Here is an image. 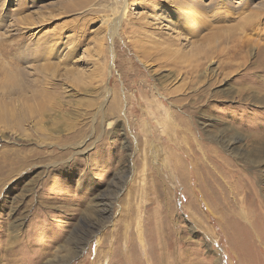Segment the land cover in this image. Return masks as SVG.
Instances as JSON below:
<instances>
[{"label": "rangeland", "instance_id": "1", "mask_svg": "<svg viewBox=\"0 0 264 264\" xmlns=\"http://www.w3.org/2000/svg\"><path fill=\"white\" fill-rule=\"evenodd\" d=\"M0 111V264H264V0H0Z\"/></svg>", "mask_w": 264, "mask_h": 264}, {"label": "bare ground", "instance_id": "2", "mask_svg": "<svg viewBox=\"0 0 264 264\" xmlns=\"http://www.w3.org/2000/svg\"><path fill=\"white\" fill-rule=\"evenodd\" d=\"M15 90V89H14ZM12 92V91H11ZM36 93L37 94H34V92H33V94H31V98L32 99H34V98H36L37 96H39V95H41L40 93H38L37 91H36ZM44 93L46 94V93H48L46 90H44ZM43 93V94H44ZM26 99V98H25ZM32 103H34L33 101H30V102H28V104H27V106L28 107H30V108H32V106H33V104ZM34 107V106H33ZM33 109V108H32ZM39 109V108H38ZM34 114H37V116H40V114H42V108H40L39 110H36V111H34ZM3 115H5L3 112H1L0 111V116H3ZM38 119H39V117H38ZM37 120V119H36ZM38 122V121H37ZM39 122H41V119L39 120ZM38 122V123H39ZM35 124H37L36 123V121H35ZM38 126V125H37Z\"/></svg>", "mask_w": 264, "mask_h": 264}]
</instances>
